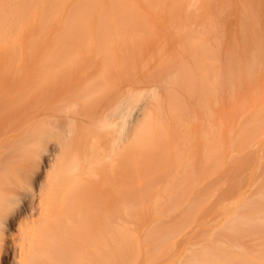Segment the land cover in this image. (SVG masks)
<instances>
[{
    "label": "rangeland",
    "instance_id": "1",
    "mask_svg": "<svg viewBox=\"0 0 264 264\" xmlns=\"http://www.w3.org/2000/svg\"><path fill=\"white\" fill-rule=\"evenodd\" d=\"M8 1L0 0V82L22 90L2 99L17 111L11 107L8 122L0 117V140L35 144L37 161L43 167L50 160L57 178L80 162L82 136L97 141L93 129L101 122L84 119L90 131L82 126L88 123H74L84 134L72 133L83 139L76 145L66 117L78 98L56 101L45 90L81 81L87 90L96 86L93 98L102 89L137 96L117 119L120 128L111 127L114 135L105 132L110 140L119 132L132 139L124 150V235L110 242L94 230L88 264H194L218 251L210 256L223 264H264L262 226L261 234L233 233L238 240L224 229L234 213L253 214L243 200L264 193V99L252 93L248 77L242 86L244 75L238 76L246 69L221 21L224 13L231 17L232 1L27 0L29 7L26 0ZM40 86L42 99L28 100L25 93ZM202 87L207 94L200 95ZM88 91L79 98L83 107L95 103ZM145 103L146 117L134 128L132 112ZM12 235L21 237L17 229Z\"/></svg>",
    "mask_w": 264,
    "mask_h": 264
},
{
    "label": "bare ground",
    "instance_id": "2",
    "mask_svg": "<svg viewBox=\"0 0 264 264\" xmlns=\"http://www.w3.org/2000/svg\"><path fill=\"white\" fill-rule=\"evenodd\" d=\"M17 1L25 2V0ZM17 1L15 0V4L18 6L22 4V2L18 4ZM30 1H27V6ZM231 1V17L228 19L226 13H224V18H222L221 21L232 33V38L235 43L234 46L237 47L236 51L238 52L233 51V53H235V55L237 54V57L239 55V60L237 58L235 59L242 65L240 68L244 67L246 69L245 72L243 68L245 73L243 72L241 76L238 75L239 78L241 77V80L244 77L243 80L245 83L241 84L242 86L243 84L248 85L246 82L248 77L252 93L258 96L257 98L259 101L261 97L264 99V0ZM35 2H37V0H35ZM32 3H30V5ZM18 6L16 8H18ZM6 13L7 12H5V14ZM14 14L15 13L10 17ZM15 15H17V13ZM21 15L23 14H20V17ZM15 17H13V20L18 18ZM235 65L237 66L238 64ZM236 66L234 68H237ZM243 70L241 69V71ZM234 72L236 73V71ZM246 74L247 76H245ZM69 82L70 81H68V85L66 81L64 82L65 84L62 83L64 86L59 84V87H48L44 95L46 98L49 96V99L53 98L61 102H64L63 99L75 98L74 100H76L78 98L75 101L78 102L79 100L80 103H76L77 108H75V110H77L75 111L73 109L72 111H74V113L71 111L70 114H73L66 117L70 125L72 126L77 122L85 123L84 119L94 122V124H100L97 122L95 123V121H100L101 125L106 121L103 125L104 127L101 125H99L100 127L97 126L101 128L99 131L98 128L95 129L96 127L94 128V126L90 125V122L86 121L85 123H88L89 127L87 125H82L83 129L86 127L84 129L86 131H90L94 128L93 130L99 133H101V131L104 132L101 133V135L99 133L97 135V133L95 134L96 131H93V138L95 139V135L98 136L97 141H92V136L88 138L82 131L78 132L84 135H81L84 142L85 138H88V140L91 139V143L93 142L92 145L91 143H85L87 145L85 146L84 142H82L83 139L81 141L79 137L80 135L76 138L78 139L79 137L82 143L74 139L75 135L72 133H77L74 131L76 126H72L73 128L69 126L71 130H69V134H67H71L70 137L72 138L74 137L72 140L77 142H75L76 145L78 143L84 145L78 144L80 146L78 148V145L76 146V150L78 149L77 153L80 154V152H78L79 149H83L84 151L82 150L83 152L80 154V162L77 160L75 163H71L68 171L62 172L57 178H54L52 171H50L53 165L50 160L46 158L45 162L48 164H45L43 167L40 162L37 161L34 156V152L36 151L35 144L30 142H15L10 139L0 140V264H88L94 230H97V233L101 236L106 235L109 237L108 239L111 240L110 242H118L120 240L119 238H122L124 235L125 209L124 194L122 191L124 189L123 186L126 174L124 150L125 144L132 142V139L131 141L127 140V138L119 132V134H115V136L118 135L117 137L111 139L113 140L111 144L109 142L111 141L110 137L108 139L107 134H113L111 132L120 128L117 119H120L121 115L124 114L125 108V110L130 108V102H132L133 99L135 100L137 96L131 90L123 91L119 89L109 94L107 90L106 92L102 89L101 94L97 92L100 99L94 96L96 98L95 100V98L91 96V92L96 89L95 85L90 84L92 87L90 88L93 90L90 89V91L88 89V91L86 88L88 84L83 83L84 86H82L81 81H75V83H78H76L77 85ZM76 86L85 87L84 90L86 89V91H84L82 87ZM93 86H95V89ZM40 87L41 88H35L33 92L25 93L28 100L42 99V86ZM80 88L81 91L84 92H81ZM204 88L205 87L199 88L200 95H203L204 92L207 94L208 88H205L206 91H204ZM21 90L22 88H20L16 82H0V117H12L13 110L17 111V106L14 104L6 106L2 100L3 97L5 95L12 96V94H15L13 92ZM87 91L88 93L90 92L87 96H91L93 98L90 97L91 101L95 103L88 107H85L86 104H84L85 106L83 107V103L81 104L80 101H85V99L79 98L83 95L82 93L86 94ZM105 93H107L110 98ZM106 96L107 99H105ZM252 100L255 101L254 99ZM51 101H49V104H53L54 101ZM261 104L263 108L264 105L263 103ZM62 105L61 103L60 106ZM55 106V109L58 108L57 104ZM11 107L14 109L12 110ZM147 108L149 109V104L145 103L133 110L134 112H132V114L134 115L135 126L133 123L130 124H132L134 128H137L143 115V117H146L145 113L148 111ZM40 109H42V107ZM52 109H54V105ZM56 111L58 110L56 109ZM59 111L61 110L59 109ZM11 117L7 119V122L10 121ZM122 122L123 120L121 123ZM117 124L118 126L115 127L114 125ZM123 125L124 123L122 127ZM82 126L77 127V130H79L78 128H82ZM108 126L110 127L109 129L107 128ZM127 127L126 129L130 128V130L133 128L131 126ZM87 128L89 129L87 130ZM105 129H108V131H105ZM110 129H112L111 132ZM105 132H107V134H105ZM117 132L118 131H116V133ZM127 134L130 133H126L125 136H127ZM127 137L130 139L132 135H130V137L128 135ZM107 144L109 147L106 146ZM95 156H98V158H95ZM242 204L241 206L247 209L250 208L254 212L253 214H248L247 211H242L233 214L232 223L228 225L229 228H224L226 234L230 235L233 239L235 238L234 234L235 236L238 233L241 236L242 234H246L245 230H250L254 233L260 231L259 234L264 232V193H259L251 200L245 199ZM94 216L96 218L95 223L93 222ZM249 224L255 226V229L249 226L247 227L251 229H246L245 226ZM258 226H262V232L261 229L257 230ZM238 227L239 229H237ZM241 227L244 228L243 231ZM14 229L18 230L21 237H13L12 234ZM224 229L222 230L223 232H225ZM165 232L163 235L168 233V231ZM241 239L242 238H240V240ZM244 241L248 242L247 238L244 239ZM201 253H204V251ZM218 253L221 252L218 251L212 254ZM212 254L205 252V257L207 258L206 262H196L194 264H223L225 260L219 261L217 259H212L210 256ZM201 255L204 256V254Z\"/></svg>",
    "mask_w": 264,
    "mask_h": 264
}]
</instances>
